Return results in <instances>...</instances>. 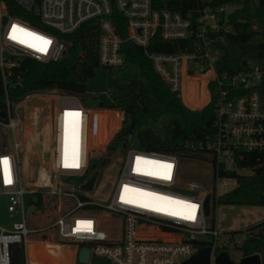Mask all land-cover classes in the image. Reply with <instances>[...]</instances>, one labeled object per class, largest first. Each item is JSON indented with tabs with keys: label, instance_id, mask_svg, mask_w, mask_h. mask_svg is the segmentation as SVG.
Instances as JSON below:
<instances>
[{
	"label": "built area",
	"instance_id": "obj_1",
	"mask_svg": "<svg viewBox=\"0 0 264 264\" xmlns=\"http://www.w3.org/2000/svg\"><path fill=\"white\" fill-rule=\"evenodd\" d=\"M152 4L153 0H0V75L7 107V122L0 118V127L4 128V138L9 131L13 139L10 148L0 142V197H8L11 216L22 217L11 230L0 227V264H12L15 245L24 250V264H183L204 247L212 248L211 264H215L214 258L224 250L218 229L208 223L204 213L208 192L195 191L194 184L185 187L190 193L178 190L183 182L177 156L137 149L122 156L108 155L118 134L109 136L105 114L114 100L105 108L89 109L79 97L56 90L29 94L18 103L8 98V90L20 84L19 78L16 82L12 78L21 60L60 61L67 50L65 37L100 18L102 68L123 64L121 45L125 41L141 47L155 72L186 108L201 111L213 105L215 135L206 145L212 169L238 175L248 171L246 176L262 173L264 178V158L254 168L240 166L247 154L264 155V103L257 92L264 68L250 64L245 71L222 74L215 69L220 53L217 46L223 41L220 33L232 32L226 21L233 9L208 4L182 14L159 11ZM14 9L36 23L17 15ZM115 10L123 18L125 38L110 19ZM156 37L181 40L186 48L177 53L150 52ZM41 48L44 50H38ZM104 94L114 93L109 89ZM35 96L54 102L50 161L38 174V183L27 186L19 160L23 142L17 139L16 131L23 121L22 104ZM119 111L123 122V112ZM65 113L73 115L66 117ZM66 127L72 134L65 145ZM97 159L106 168L102 172L96 168L88 178L78 181ZM73 162L79 166L65 167ZM96 171L93 188L83 189ZM27 194L34 208L30 219L25 216ZM186 204L197 205L193 220L183 218L192 211ZM41 210L47 212L43 220L39 219ZM47 242L62 247L54 252L57 262H31L28 247ZM84 248L89 251L87 261L81 260ZM63 250L70 252V260H59Z\"/></svg>",
	"mask_w": 264,
	"mask_h": 264
},
{
	"label": "trees",
	"instance_id": "obj_2",
	"mask_svg": "<svg viewBox=\"0 0 264 264\" xmlns=\"http://www.w3.org/2000/svg\"><path fill=\"white\" fill-rule=\"evenodd\" d=\"M208 4L233 9L226 21L230 24L232 32L220 33L223 41L217 46L220 52L215 64L217 73H238L247 70L250 64H259L264 68V0H212L211 3L204 1V4L200 0H153L152 5L159 11L169 10L187 14ZM9 5L11 6L10 3ZM15 12L21 15L18 11ZM24 17L36 23L30 17ZM110 19L120 35L125 38L124 21L118 11L115 10ZM101 23L100 18L88 21L74 33L66 36L67 50L58 62L45 64L30 58L21 60L12 78L13 82L19 78L20 84L8 90L11 103L21 102L29 94L56 90L79 97L86 106L96 108L109 106L98 96L87 91L88 82L95 77L96 70L102 68L99 61ZM185 48L186 45L181 40L170 42L156 37L149 51L177 53ZM121 53L123 64L107 70L114 80L126 89V94L122 98L131 104L122 106L115 99L114 105H110V108L120 109L124 115L123 125L132 124L133 130L120 139L115 138L108 151L118 155L129 149H137L177 156L183 182V186H179L178 190L190 193L185 188V182L189 178L182 173V165L198 159L199 155L208 154L206 145L215 135L216 118L213 105L210 104L201 111L186 108L155 72L141 47L125 41L121 45ZM257 92L264 103V80L257 88ZM6 110V94L0 75V114L5 112V117L0 118L5 123ZM1 146L4 147V141H1ZM200 146L202 147L198 149ZM263 158L262 154H247L240 162V166L254 168ZM95 169L96 165L92 164L88 173L78 181L88 178ZM212 172L214 183L210 194L215 202L213 208L216 205L264 207L262 173L252 176L228 174L223 171L217 172L215 167ZM218 177L237 180L236 188L217 197L215 186ZM248 231L249 239L238 249L243 257L260 255L264 264V221L250 227ZM12 264H24V250L20 245L12 247Z\"/></svg>",
	"mask_w": 264,
	"mask_h": 264
},
{
	"label": "rangeland",
	"instance_id": "obj_3",
	"mask_svg": "<svg viewBox=\"0 0 264 264\" xmlns=\"http://www.w3.org/2000/svg\"><path fill=\"white\" fill-rule=\"evenodd\" d=\"M231 11V9H229ZM112 90L114 94L105 95L104 91ZM199 89H201L199 87ZM87 91L104 102L109 103L117 99L122 106L130 105V101L124 100L126 89L119 85L112 77L109 70L99 68L96 70L95 77L87 84ZM59 92V91H58ZM203 99L200 92L199 100ZM86 106V105H85ZM89 109L96 107L86 106ZM110 112H105L109 122L108 133L113 137L122 127V113L119 109H110ZM54 114V102L47 97L35 96L22 104L21 115L23 117L22 124L16 131V137L22 140V151L19 154V160L22 167L24 182L27 186H33L38 183L39 173H43V169L49 166L50 161V144H51V123ZM99 115V114H98ZM0 142L9 148L12 147L13 139L11 132H7L6 137L2 135L4 128L0 127ZM69 134L72 131L68 127L65 128L64 140L68 143ZM97 147V146H96ZM95 155H99L95 153ZM114 155V154H112ZM125 153L118 154V156ZM208 157L201 155L198 159L190 160L187 164L182 165V173L189 180L185 182V186L195 185L194 190L197 192L211 193V188L214 183L212 167L208 164ZM92 163L102 172L106 165L101 160H93ZM241 175H248V171H240ZM237 186V180L234 179H218L216 183V196H222L231 192ZM31 195L25 196V216L31 218L33 205L30 203ZM9 199L6 196L0 197V227L7 230L13 228V224L22 222V217H13L8 211ZM47 215L46 211L41 210L39 219ZM264 221V207H247V206H232V205H216L210 216L208 223L215 225L218 229L219 244L222 247L221 252H227L229 259L239 261L242 253L238 248L249 239L250 233L248 229ZM57 249L52 246L43 247L41 245H30L28 247L29 260L31 262H49L54 258V252ZM215 263V258H214Z\"/></svg>",
	"mask_w": 264,
	"mask_h": 264
},
{
	"label": "water",
	"instance_id": "obj_4",
	"mask_svg": "<svg viewBox=\"0 0 264 264\" xmlns=\"http://www.w3.org/2000/svg\"><path fill=\"white\" fill-rule=\"evenodd\" d=\"M1 118L5 117V112H2L0 114ZM133 130V125H127L120 129L118 134L116 135L117 139L122 138L123 136L129 134ZM108 155H111V153H108ZM201 155H199L200 157ZM106 163L109 162L108 159L105 161ZM256 172L258 173L259 170L256 169ZM98 177V171L94 173V175L89 179L88 183L83 185V189L91 190L93 188V185ZM212 205H215V202H212V195L208 194L206 196L205 202H204V213L207 217L210 216L212 213ZM211 253L212 248L211 247H204L201 248L199 253L193 256L190 260L186 261L183 264H211ZM89 255L88 248H84L83 254H82V261H87ZM215 264H262V260L260 255L255 254L247 257H241L239 261H232L229 259V256L227 252H221L219 255L215 257Z\"/></svg>",
	"mask_w": 264,
	"mask_h": 264
},
{
	"label": "snow or ice",
	"instance_id": "obj_5",
	"mask_svg": "<svg viewBox=\"0 0 264 264\" xmlns=\"http://www.w3.org/2000/svg\"><path fill=\"white\" fill-rule=\"evenodd\" d=\"M16 30H17L16 27L13 26V31H16ZM19 31H24V29H19ZM30 35H34V34H30ZM13 38H15V37H13ZM20 42L23 43V41H20ZM44 43L47 44V43H49V41H46L45 40ZM31 46L32 45H29V47H31ZM38 50L43 51L44 49L41 48V49H38ZM69 115H73V114L65 113V116L66 117L69 116ZM75 115H78V114H75ZM4 163L7 164V161L5 160ZM78 166H79V164L76 163V162H73L71 164L65 163V167H78ZM165 167L171 168V165H166ZM165 178H169V177H165ZM122 199H123V197H122ZM157 199H169V198H167V197H163V198L158 197ZM130 202L131 201L125 200V203H130ZM181 203H183V202H181ZM185 206L187 208L191 209L192 211L189 212L187 215H185L183 218L184 219H187V220H193L195 218V209H196L197 205H195V204H186ZM154 210L155 211H164L163 208H156ZM170 214L175 215V213H170ZM87 223H90V222H87Z\"/></svg>",
	"mask_w": 264,
	"mask_h": 264
},
{
	"label": "bare ground",
	"instance_id": "obj_6",
	"mask_svg": "<svg viewBox=\"0 0 264 264\" xmlns=\"http://www.w3.org/2000/svg\"><path fill=\"white\" fill-rule=\"evenodd\" d=\"M41 246H43V247H46V246H52V247H55L56 249H57V251H62V247H59V246H57V245H50V244H43V245H41ZM57 257H55L54 256V258H53V260H51V261H49V262H47V263H53V262H57ZM61 259V260H60ZM59 260L62 262V261H68V260H70V252H68V251H64L63 250V254H62V256L59 258ZM43 263H45V262H43Z\"/></svg>",
	"mask_w": 264,
	"mask_h": 264
}]
</instances>
